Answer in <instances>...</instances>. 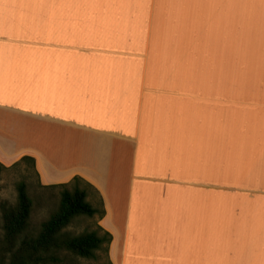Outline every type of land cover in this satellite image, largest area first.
<instances>
[{
	"label": "crops",
	"instance_id": "0c3cea01",
	"mask_svg": "<svg viewBox=\"0 0 264 264\" xmlns=\"http://www.w3.org/2000/svg\"><path fill=\"white\" fill-rule=\"evenodd\" d=\"M253 28L262 1L0 0V163L78 177L112 264H264V84L215 77Z\"/></svg>",
	"mask_w": 264,
	"mask_h": 264
},
{
	"label": "trees",
	"instance_id": "16d2710c",
	"mask_svg": "<svg viewBox=\"0 0 264 264\" xmlns=\"http://www.w3.org/2000/svg\"><path fill=\"white\" fill-rule=\"evenodd\" d=\"M25 161L34 166V159L29 156H23L13 165ZM44 187L59 190V202L49 217L41 222L38 231L34 232L30 228L33 201L25 181L16 184L14 205L0 203L3 230L0 264H58L62 252L82 258H95L101 249L107 253L111 235L100 226L79 234L65 230L79 217L99 219L103 215L102 209L88 202L85 189L79 186V178L74 177L68 184Z\"/></svg>",
	"mask_w": 264,
	"mask_h": 264
},
{
	"label": "rangeland",
	"instance_id": "374dc122",
	"mask_svg": "<svg viewBox=\"0 0 264 264\" xmlns=\"http://www.w3.org/2000/svg\"><path fill=\"white\" fill-rule=\"evenodd\" d=\"M48 1V0H40ZM264 0H253L254 4ZM50 17L53 15V8L42 10V12ZM246 35L236 37V53L235 68L225 64L228 60H224V56L215 55L216 59L222 62V68L215 71V77L222 80H232L237 84V90L253 91L259 93L261 84H264V36L259 30L252 29ZM217 41V40H216ZM225 55V54H224ZM226 57V55H225ZM225 62V63H224ZM225 64V65H224ZM221 65V63H220ZM208 72H206L207 75ZM212 74V72H209ZM258 91V92H257ZM0 168V203L6 202L9 205L16 203V184L19 181H25L28 193L32 198L33 207L30 216L31 230L38 231L41 222L46 220L49 215L57 208L59 202V190L47 189L40 184L39 176L31 162H22L18 165H3ZM1 213V212H0ZM98 221L94 218L79 217L71 222L65 230L71 234H79L84 231H90L96 228ZM3 239V230L0 219V246ZM95 258H82L73 254L62 252L61 261L58 264H109L108 253L104 249L97 251Z\"/></svg>",
	"mask_w": 264,
	"mask_h": 264
}]
</instances>
